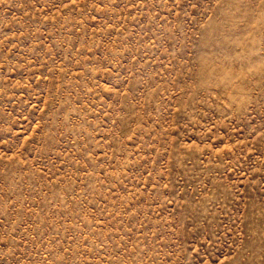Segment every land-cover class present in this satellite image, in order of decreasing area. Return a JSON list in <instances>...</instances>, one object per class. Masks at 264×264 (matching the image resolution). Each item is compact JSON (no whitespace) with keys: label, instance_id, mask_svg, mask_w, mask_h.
Segmentation results:
<instances>
[{"label":"rangeland","instance_id":"rangeland-1","mask_svg":"<svg viewBox=\"0 0 264 264\" xmlns=\"http://www.w3.org/2000/svg\"><path fill=\"white\" fill-rule=\"evenodd\" d=\"M0 264H264V0H0Z\"/></svg>","mask_w":264,"mask_h":264}]
</instances>
